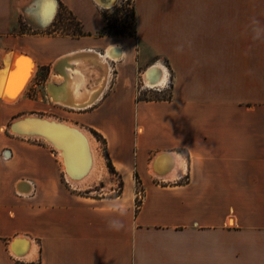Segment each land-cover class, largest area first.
Segmentation results:
<instances>
[{
    "label": "crops",
    "instance_id": "1",
    "mask_svg": "<svg viewBox=\"0 0 264 264\" xmlns=\"http://www.w3.org/2000/svg\"><path fill=\"white\" fill-rule=\"evenodd\" d=\"M60 1L91 34L18 32L21 21L46 30ZM134 3L137 38L96 36L106 24L97 0H0V48L18 46L4 51L30 65L20 98L49 66L45 96L68 107L92 102L72 107L92 115L129 185L121 193L78 188L48 144L3 145L14 155L0 156L12 161L0 165V264H264V0ZM107 51L116 59L105 62ZM157 63L171 73V97L139 99L134 81ZM94 64L105 74L89 95ZM165 151L184 159L175 179L151 173ZM105 167L108 178L106 159ZM197 178H222L221 189Z\"/></svg>",
    "mask_w": 264,
    "mask_h": 264
},
{
    "label": "rangeland",
    "instance_id": "2",
    "mask_svg": "<svg viewBox=\"0 0 264 264\" xmlns=\"http://www.w3.org/2000/svg\"><path fill=\"white\" fill-rule=\"evenodd\" d=\"M112 4L107 7H102L99 5V9L102 12V14L109 17L115 26H121L125 21H127L131 26L136 20L135 15V6H134V0H112ZM106 20V19H105ZM23 26L24 33H33L34 31L42 32V30H32L31 27L24 24V21H21ZM61 30L63 32L58 34H64V35H71L74 31L77 30V20L74 19L73 15L69 14L68 11H64V14L61 19ZM115 28V27H114ZM107 30L105 32V35L103 36H112V37H119L121 35H116L114 33L115 29ZM19 33L21 32V29H18ZM52 35V34H50ZM96 36H100L97 34ZM76 37V36H75ZM19 50L18 46H12L9 48H0V100L5 99L6 104L4 106L0 104V150L3 145L5 144H11L17 148L20 144H35L40 146H47V144L35 141V140H24L21 138H16L10 133L9 124L11 125L12 122L22 115L27 114H39V115H46V116H54L63 120H71L76 123H79L83 126H86L90 129V131L96 136L97 140L99 141V148L100 152L106 159V164L108 166V162L110 160V157L107 152V143H104V141L95 133L99 132L96 130L92 125L94 122V118L90 114H80L79 112H83V110L80 111V109L71 108L66 105H63L62 103H57L54 99L48 98L45 96L46 90V80L50 73L49 66H45L41 70V77H39V80L37 78L33 80L31 83V86L29 87L27 94L24 98H20L21 92L18 91L19 85L21 83V80L25 78L26 72L30 70V65L24 61H21L19 59H14L12 55H9V57L6 55H3V52H6L4 50ZM11 53V52H10ZM12 54V53H11ZM16 56H18V53H16ZM95 74V86L90 90L91 93L98 90L102 84V81L104 79L105 74V68H102L98 66L97 64L93 65L92 72ZM10 73V79L8 82H6V79L3 78L4 74ZM115 74L112 73L110 78H112V82H114ZM99 78V80H98ZM45 83V84H44ZM135 84V91H137V97L139 99L144 100H162V99H169L172 94V86H168L162 90H157L153 88L146 87L145 89H141L144 86V82L142 79V76H139L137 78ZM91 89V88H90ZM48 90V88H47ZM140 91V93H139ZM45 92V93H44ZM89 92V90H88ZM87 92V94H88ZM40 95L42 97H40ZM10 99V100H9ZM12 121V122H11ZM5 128V129H4ZM100 133V132H99ZM103 136V135H102ZM11 137V138H10ZM104 137V136H103ZM17 139V140H16ZM49 147V146H48ZM50 148V147H49ZM50 152L51 149H50ZM186 157H189V154L187 152H181ZM51 158L54 159L53 154L50 153ZM154 155L152 154L148 158V167L150 160L152 159ZM59 159V158H58ZM56 162H58L57 159H55ZM60 160V159H59ZM10 162H4L0 160L1 167H7ZM113 166L115 168V171L109 168L108 170L110 173V176L108 178L101 179L100 181L94 183L91 189L89 191H95L94 189L98 191H107L109 192L110 188L114 189L115 193H121L125 187L128 188V182L126 178H123L119 172L116 170V167L113 163ZM56 168V174L59 176L62 175V178L64 177V172L62 171V168L59 164H55ZM58 169V170H57ZM60 170V171H59ZM155 175H158L154 172ZM161 177V176H160ZM188 178V177H186ZM161 179V178H158ZM142 178H133V182L136 184V191H137V198L138 200H141V197L143 196V185H142ZM155 180H157L155 178ZM197 180H203L211 185H214L216 189H221L222 185V178H197ZM140 203V202H139Z\"/></svg>",
    "mask_w": 264,
    "mask_h": 264
},
{
    "label": "bare ground",
    "instance_id": "3",
    "mask_svg": "<svg viewBox=\"0 0 264 264\" xmlns=\"http://www.w3.org/2000/svg\"><path fill=\"white\" fill-rule=\"evenodd\" d=\"M97 1L99 5H102L103 7L112 4V0ZM3 55L9 57L11 53L3 52ZM108 57L115 58L110 51H107V54L102 55L105 62H107ZM154 72H159L160 77H151L150 75ZM29 79L30 76L21 80L18 88L19 92L25 90L26 86L29 84ZM144 79L147 86L154 85L153 83L158 85L159 82L164 84L169 79V71L165 65L157 63L152 70L147 71L144 74ZM82 85H84L83 81L76 85L75 89L80 92ZM50 92L52 93V91ZM88 94L92 95L93 93L89 90ZM55 101L61 103L59 100ZM91 103L92 102L78 104L71 103V105L84 107ZM10 127L12 128L10 129V133L14 136L24 139L38 140L48 144L58 154L63 170L74 186L78 188H87L101 179H104V174L106 175L107 173V169H105V157L100 152L99 141L96 136L86 127L71 120H63L54 116H43L39 114L22 115L20 118L14 120L11 125L9 124V128ZM163 153L169 155L161 156L159 160L155 162L157 156ZM183 165L184 159L178 153L166 151L160 152L156 154L151 161V173L154 174L155 172L158 176H161V180L175 179L174 177L179 175L178 173L183 169ZM184 169L186 170V168ZM157 171L162 172V174H159ZM73 176L80 177L79 179H75ZM30 246L31 243L26 241L23 248L20 249L17 246L16 249H18L20 251L19 253L23 255L27 253ZM14 250L15 246H13V252L16 254V250Z\"/></svg>",
    "mask_w": 264,
    "mask_h": 264
},
{
    "label": "trees",
    "instance_id": "4",
    "mask_svg": "<svg viewBox=\"0 0 264 264\" xmlns=\"http://www.w3.org/2000/svg\"><path fill=\"white\" fill-rule=\"evenodd\" d=\"M134 6H135V3H134ZM134 9H135L134 12H135V15H136V17H135L136 20H135V22L133 23L132 26L127 21H125L123 24H121V26H118L117 27V26L113 25L111 19L104 14V17L106 19V24L104 25V27L101 30H99L98 34L100 36H103V35H105V32L107 30H111V29H113L115 27L114 28L115 29L114 33L116 35L130 36V37L137 38L138 37V22H137V10H136V6H135ZM64 11H68V13L71 14V15H73L74 19L77 20V27L78 28H77L76 31H74L73 33H71L73 36H82V35L91 34V33L86 32L84 30L82 21L79 20L77 18V16L62 1H60L59 11L57 13V16H56L55 20L50 25V27H48L46 30H43L42 31L44 34H53V35H55V34H58V33L63 32L61 30V27L60 26H61V19H62V16L64 14ZM20 29H21V32H24L22 23H20ZM33 33H40V32L34 31ZM43 67H45V66L40 67V70H39V72L37 74V77H36L37 80H39V77H41V70H42ZM95 133L104 141V143H107L106 138H104L102 136V134H100L99 132H95ZM108 166H109L110 169H112L113 171H115V168H114L113 163H112L111 160H109ZM136 177L138 178V175L137 174H136ZM139 202H141V200H138V198H137L138 205H140Z\"/></svg>",
    "mask_w": 264,
    "mask_h": 264
},
{
    "label": "built area",
    "instance_id": "5",
    "mask_svg": "<svg viewBox=\"0 0 264 264\" xmlns=\"http://www.w3.org/2000/svg\"><path fill=\"white\" fill-rule=\"evenodd\" d=\"M148 69H149V68H148ZM148 69H147V70H148ZM147 70H146V71H147ZM170 77H171V73H170V71H169V81H168L167 84H165V85L162 87V89H164V88H166V87H168V86H172ZM142 79H143V82H144V86H143L141 89H144V88H146V87L153 88V89H157V90H160V89H161V86H159V85H157V84L147 86V85H146V82H145V79H144V77H143V75H142ZM139 93H140V91H139ZM13 155H14V152H13L12 147H10V146H5V147H3L2 150H1V152H0V156H1V158H2L3 160H6V161H7V160H10V159L13 157ZM20 192H21V191H20ZM21 194H24V192H21Z\"/></svg>",
    "mask_w": 264,
    "mask_h": 264
},
{
    "label": "water",
    "instance_id": "6",
    "mask_svg": "<svg viewBox=\"0 0 264 264\" xmlns=\"http://www.w3.org/2000/svg\"><path fill=\"white\" fill-rule=\"evenodd\" d=\"M153 67H154V66L150 67L147 71L152 70ZM153 84H156V83H153ZM10 129H12V128L10 127ZM164 155H169V154H167V153H163V154L158 155L157 158H156V160H155V162H157V161L159 160V158H160L161 156H164ZM157 172H158L159 174H162V172H159V171H157ZM79 177H80V176H73V178H75V179H79ZM19 240H20V238H16L15 240H13V242H12V244H11V250H12V252H13V246H14ZM18 256H19V255H18Z\"/></svg>",
    "mask_w": 264,
    "mask_h": 264
}]
</instances>
